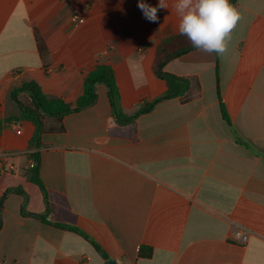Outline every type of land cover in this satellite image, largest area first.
Returning <instances> with one entry per match:
<instances>
[{
	"label": "crops",
	"instance_id": "crops-1",
	"mask_svg": "<svg viewBox=\"0 0 264 264\" xmlns=\"http://www.w3.org/2000/svg\"><path fill=\"white\" fill-rule=\"evenodd\" d=\"M165 2L152 23L139 0H0V123L20 117L12 93L28 82L75 105L102 63L125 115L163 95L156 49L179 24ZM236 8L223 57L196 50L164 68L198 79L194 101L169 99L122 125L100 84L97 102L65 116L64 133L43 134L39 148L30 121L0 131V264H105L56 224L80 229L118 264H264V0ZM32 154L49 210L30 180ZM16 189L24 195L7 193ZM48 211V222L32 216Z\"/></svg>",
	"mask_w": 264,
	"mask_h": 264
},
{
	"label": "trees",
	"instance_id": "trees-1",
	"mask_svg": "<svg viewBox=\"0 0 264 264\" xmlns=\"http://www.w3.org/2000/svg\"><path fill=\"white\" fill-rule=\"evenodd\" d=\"M230 3L236 7L238 0H230ZM40 49L42 54H44L45 51L42 46ZM196 50L198 49L192 46L187 37L179 34L170 37L158 45L153 71L159 80L166 83V92L151 102L144 103L132 116L125 115L120 108L121 94L114 70L111 66L102 63L99 64L93 71L86 74L84 92L73 106L66 104L61 99L49 98L43 93L41 87L36 82H28L23 84L20 88L15 89L12 93V99L19 107L20 117L16 119H8L5 122L0 123V131L17 124L20 120L30 121L37 128L36 136L32 141V145L39 148L41 136L43 134L64 133L63 119L65 116L91 107L97 102L98 95L96 88L97 85L100 84L107 87L114 118L122 125L134 123L139 116L151 112L156 105L169 99L180 98L182 103H190L201 95V86L198 79L196 77H179L165 72L164 68L170 61ZM215 55L218 56L217 54ZM24 93L28 95V100H19V95ZM224 117L226 118L225 115ZM226 120L228 121L227 118ZM31 158L33 159L34 164L30 170V180L34 184L38 185L42 190L49 210L50 205L47 201V192L39 176V156L37 154H32ZM10 192H16L24 195V193L19 189L11 190L7 193ZM48 213L49 211L44 215L32 216L41 219L43 222H48ZM56 226L61 229L77 233L90 242L103 258L105 264H118L110 256H108V254H106V252H104L89 235L80 229L62 224H56ZM140 255L151 257L152 249L142 248Z\"/></svg>",
	"mask_w": 264,
	"mask_h": 264
},
{
	"label": "clouds",
	"instance_id": "clouds-1",
	"mask_svg": "<svg viewBox=\"0 0 264 264\" xmlns=\"http://www.w3.org/2000/svg\"><path fill=\"white\" fill-rule=\"evenodd\" d=\"M144 17L157 23L159 9H169L165 0L153 7L139 0ZM178 18V34L187 37L192 46L205 53L223 57L229 49L232 33L242 19L230 0H174L172 5Z\"/></svg>",
	"mask_w": 264,
	"mask_h": 264
},
{
	"label": "built area",
	"instance_id": "built-area-1",
	"mask_svg": "<svg viewBox=\"0 0 264 264\" xmlns=\"http://www.w3.org/2000/svg\"><path fill=\"white\" fill-rule=\"evenodd\" d=\"M73 18L76 20V21H79L81 19L80 17V12L75 10L74 11V14H73ZM8 157L7 154H3L0 156V175L2 174V172L4 171L5 169V164H6V158ZM33 164L31 165V167H33Z\"/></svg>",
	"mask_w": 264,
	"mask_h": 264
}]
</instances>
